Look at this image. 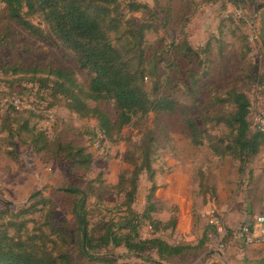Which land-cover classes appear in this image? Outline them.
Instances as JSON below:
<instances>
[{"label": "rangeland", "instance_id": "374dc122", "mask_svg": "<svg viewBox=\"0 0 264 264\" xmlns=\"http://www.w3.org/2000/svg\"><path fill=\"white\" fill-rule=\"evenodd\" d=\"M139 1L163 10L161 16L167 19L161 22L152 11L134 13L138 22L151 21L146 52L150 57L155 52L153 56L160 59L159 75L172 80L163 91L177 99L186 114L178 108L171 113L138 114L120 131L115 130L112 137L102 131L97 117L80 115L70 107V99L54 89L55 75L48 73L51 68L70 70L86 88L91 82L92 75L80 67L73 50L55 39L42 13L28 17L49 39L26 30L10 17L6 4L0 1V100L8 99L0 108V209L13 211L0 218V225L10 218L25 221L24 230L20 226L17 232L10 229L20 235L27 228L36 232L43 226L42 232L56 243L52 227L58 226L66 236L54 250L69 252L73 264H111L104 259L119 264H203L221 240L220 233L211 227L214 216L230 230L225 238L230 245L229 237L235 239L234 230L264 213V150L247 162L240 174V161L221 159L210 143V139L216 142L219 138L226 143L232 137L227 120L236 106L227 100L233 88L249 96L250 122L257 112L264 111V42L258 32L264 24L258 14L262 6L255 0ZM167 5L171 13L164 11ZM185 38L199 51V59L191 60L178 50H171ZM8 66H25L29 70L12 71ZM39 78L41 81H37ZM146 81L152 92L153 80ZM15 98L32 107L27 111L35 113L10 108ZM88 102L117 120L118 109L112 100ZM188 120L202 127L201 146L192 142ZM32 130L44 132L51 148L36 151L31 144ZM61 144L66 148L82 146L93 156L91 166H75L64 153L57 154ZM145 155H149L154 175L145 170L135 174ZM209 171L222 185L227 180L228 184L237 181L232 192L222 196L223 204L235 207L230 212L233 225L221 211L219 200L213 198L211 188L204 191L198 187ZM120 177H124V185L119 184ZM134 180L137 193L132 208L143 214L154 188L158 204L154 218L167 221L181 216L183 221L186 215L191 224L189 230L187 224L178 222L176 229L162 230L157 235L172 244L185 243L190 247L172 259H161L154 251L153 260H144L123 245H111L92 251L97 258L90 259L79 244L74 213L77 200H87L91 227L99 235L106 216H123L126 192ZM67 188H79L84 195ZM18 212L20 215L16 216ZM146 222L148 219L143 220ZM141 235L150 238L155 234L146 223Z\"/></svg>", "mask_w": 264, "mask_h": 264}, {"label": "trees", "instance_id": "16d2710c", "mask_svg": "<svg viewBox=\"0 0 264 264\" xmlns=\"http://www.w3.org/2000/svg\"><path fill=\"white\" fill-rule=\"evenodd\" d=\"M0 1L6 4L10 17L26 30L38 37L49 39L45 31L37 28L28 17L37 12L42 13L43 20L55 39L73 50L80 67L92 75L91 82L86 88L77 81L70 70L51 68L48 73L55 75L54 89L66 95L70 99V107L80 115L97 117L100 121V128L108 137H112L115 130L120 131L138 114L171 113L175 112L177 108L186 114L184 106L181 107L177 99L163 91L164 87L172 80L164 79L161 74L159 75L160 59L153 56L155 52L151 57L146 52V35L152 27L151 21L144 19L138 22L134 16L135 12L152 11L153 14L160 17L161 22H165L167 19L160 13L163 10H156L153 5L139 0ZM154 1L158 3V0ZM230 1L234 2V0ZM164 11L171 13L168 5L167 10ZM170 13L166 17L170 16ZM173 49L178 50L181 55L183 54L191 60L200 58L199 51L186 38L175 47L172 46L171 50ZM8 67L12 71L29 70L25 66ZM148 78L153 80L155 90L153 89L152 92L149 91L148 81H146ZM37 81H41V78ZM99 99H108L115 103L118 109L116 121H113L106 112L96 106H91L88 102V100ZM227 101L236 106V110L227 120L232 137L226 143L220 138L216 142L210 139V143L212 149L221 159L239 160L240 173H242L247 162L264 150V132L250 130L251 100L247 93L233 88L230 90ZM9 107L19 112L35 113L34 110H18L12 103L9 104ZM25 123V128H27L28 123ZM188 127L192 142L201 146L204 143L202 127L196 121H189ZM32 133L31 144L36 151L40 152L51 148L44 137V132L32 130ZM65 148L64 145H59L56 153H64L75 166L84 168L91 166L93 156L86 153L82 146ZM145 156H143L140 166L135 170L136 175L144 170L154 175L149 155ZM119 184L124 185V177H120ZM199 185L200 189L211 188L208 190L216 196L215 186L209 184L207 177L201 178ZM67 190L76 195H84V191L79 188H67ZM136 193L137 184L134 180L131 190L126 192L127 198L124 202L126 204H123L126 208L123 210V216L118 218L106 216L105 224L101 227L99 235L91 227L87 200L85 198L77 200L74 213L77 219L79 244L85 256L95 259L97 255L92 251L111 245L115 247L123 245L129 252L136 253L138 258L144 260H153L152 253L154 251L159 254L161 259H172L188 250L189 245L172 244L157 235L162 230L176 229L178 219L176 216L174 218L172 216L169 220L164 221L152 216L156 212V205L158 206L154 198V188L147 198L148 206L143 214L137 213L132 208V204L136 200ZM12 212L9 209H0V218ZM18 213L16 216L20 215ZM141 219H148L149 222L146 223L155 234L153 237L144 238L141 235V227L146 224ZM18 226L24 230L25 221L18 222L14 218H10L6 224L0 225V264H73V257L69 252L61 249L54 250V246H58V243L61 244L60 241L66 236L64 230L58 226L52 227L53 237L58 242L56 243L55 240L49 239L46 233L42 232L43 226L37 228L36 232H31L27 228L23 232L24 236L20 233L10 232V229L19 231ZM160 226L163 228L160 229ZM211 227L216 233L217 227L213 224ZM145 253L147 254L145 255ZM98 258L103 259V257ZM104 260L110 261L111 264H119L113 260Z\"/></svg>", "mask_w": 264, "mask_h": 264}, {"label": "crops", "instance_id": "0c3cea01", "mask_svg": "<svg viewBox=\"0 0 264 264\" xmlns=\"http://www.w3.org/2000/svg\"><path fill=\"white\" fill-rule=\"evenodd\" d=\"M255 1L259 2V5L262 6V8L259 9L258 14H259L261 22H264V0H255ZM229 6H232L235 8V5L233 3L232 4L229 3ZM256 32H257V30H256ZM258 32H259V34L261 33L260 38H262V40L264 42V24L263 25L261 24L259 26ZM256 37L259 38V36H257V35H256ZM208 175H207L208 177L207 176L206 177L208 179L209 184L215 186L214 188H215L216 196H214L213 198L219 200L218 205H219L221 211L222 212L224 211V214L229 217V218H227L228 222L233 225L234 220L231 217L230 212L235 207H231V206L228 207L226 204H223L222 196L224 193H227L228 191L231 193L232 192L231 188L233 186H236L237 181L228 184V180H227L226 184L222 185V183H220V180L218 182V181H216V178H214V179L212 178L210 171L208 172ZM231 178L234 179V176L232 175ZM198 184H200V181ZM225 186H228L226 188V190L224 189ZM198 187H200V185H198ZM207 195H208V193H207ZM235 201H236V194H234L233 204H235ZM233 204L231 203V205H233ZM178 217L179 218L177 220V223L181 222L183 225L187 224L189 226V230H190L191 224L189 223L187 216L186 215L183 216V221H182L181 216H178ZM229 239H230V245H229L228 249L224 252H221V253L219 252L217 255L219 258L223 259V261L225 263H227V264H264V245H259V244L246 245L238 239H236V240L234 239L235 241L230 237H229ZM183 244H185V243H183ZM210 253H212V252H210Z\"/></svg>", "mask_w": 264, "mask_h": 264}, {"label": "built area", "instance_id": "2783aa9c", "mask_svg": "<svg viewBox=\"0 0 264 264\" xmlns=\"http://www.w3.org/2000/svg\"><path fill=\"white\" fill-rule=\"evenodd\" d=\"M8 99L0 100V108ZM11 103L18 110H29L32 107L25 106L19 98H15ZM250 130L253 132H264V111L257 112L251 119ZM222 220L219 217H213L211 224L217 227V231L221 235V240L218 242L215 248L214 254L207 256L203 264H227L223 259L217 257V254L223 250H227L229 242H226L225 238L228 236L229 229L224 226ZM235 239L240 240L246 245H264V213L257 214L252 220L246 222L241 227L233 231Z\"/></svg>", "mask_w": 264, "mask_h": 264}]
</instances>
